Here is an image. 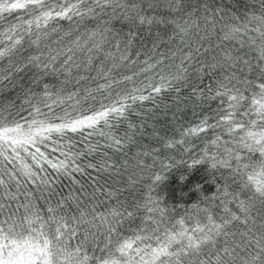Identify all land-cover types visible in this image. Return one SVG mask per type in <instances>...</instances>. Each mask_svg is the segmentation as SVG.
I'll return each instance as SVG.
<instances>
[{"label": "snow or ice", "instance_id": "obj_1", "mask_svg": "<svg viewBox=\"0 0 264 264\" xmlns=\"http://www.w3.org/2000/svg\"><path fill=\"white\" fill-rule=\"evenodd\" d=\"M18 87L0 105V264H264V0H0V92ZM168 92L209 110L174 136L129 120ZM201 165L214 190L176 217L159 189Z\"/></svg>", "mask_w": 264, "mask_h": 264}, {"label": "trees", "instance_id": "obj_2", "mask_svg": "<svg viewBox=\"0 0 264 264\" xmlns=\"http://www.w3.org/2000/svg\"><path fill=\"white\" fill-rule=\"evenodd\" d=\"M238 2L242 3V0H238ZM15 16L16 14H13L12 16L8 17L5 21V24L9 22H15ZM95 23L96 21L85 18L80 28L81 30H83L84 28H91L95 25ZM53 26H56L63 31H68L75 28V23L69 22L67 20H60ZM117 27H119V25H117ZM54 38L55 35H53V39ZM161 50L164 49L162 48ZM141 59H143V57H141ZM4 64L6 67V61L4 62ZM122 71L124 72V74H131L126 69H122ZM29 76L30 73L27 75L21 73L20 77H23V79H20V77H18L17 83L26 84L28 82ZM134 79L142 81L145 79V76L141 75L140 77ZM47 82L53 83L51 78H49ZM136 86H140L139 83H137ZM127 87L131 89L132 84H128ZM19 92V87L14 90L0 92V105H6L9 100H15L16 104L19 105L20 100L16 99ZM187 94L188 89H185L181 93V96H187ZM100 100L101 97L98 96L97 100H89L84 106L88 107L89 105H91L93 109H97L99 108ZM105 103H107V101H105ZM215 106V102H213L211 107L214 108ZM135 108L136 112H133L129 115V120L136 123L137 125L144 124L147 133H151L155 128L158 129L162 134L169 136L177 135L176 129L180 125L187 127L188 125L195 124L198 119L204 114V112H207L209 110L207 105H205L203 109H201L193 105L191 101L179 102L177 99V94L175 92L161 94L157 98L155 104H153L151 101H145L143 102V104L138 103ZM150 109L151 111H149ZM13 111H15V109H13ZM56 111L57 114H62L59 109H57ZM126 127L127 122H122L120 125V132L123 133ZM140 143L147 145L149 143H154V141H150V139L146 137L144 139H141ZM195 143L200 144V141L196 140ZM135 151L136 146H133L129 152V155L131 156ZM173 154L175 155V153ZM161 155H166V153H161ZM117 159H119V157H117ZM177 159H179V157H177ZM185 159H187V157H185ZM181 175H185L186 179L181 181L179 179ZM208 179L209 177L207 167L205 165L197 166L191 170H188L187 168L181 166L180 168L174 169L168 174L167 179L164 181L159 191L162 196L166 198L169 207H171L173 203L180 205L176 208L175 212V216L179 217L184 215L186 207L195 203L199 199V193L193 190L195 185H202V190L205 192H211L214 190V185L206 183ZM82 182L87 186L88 182L86 178H82ZM64 183L65 185H67L68 181L65 180ZM111 183L113 184V186H115V178ZM121 183H123V178H121ZM125 196L131 199L130 193H125ZM138 223L139 220H136L135 223H126L121 231L126 235H130L131 229H134Z\"/></svg>", "mask_w": 264, "mask_h": 264}]
</instances>
